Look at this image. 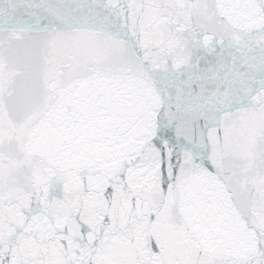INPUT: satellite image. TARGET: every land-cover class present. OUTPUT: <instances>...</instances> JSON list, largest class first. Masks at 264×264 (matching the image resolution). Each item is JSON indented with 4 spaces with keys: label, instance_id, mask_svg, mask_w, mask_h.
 Listing matches in <instances>:
<instances>
[{
    "label": "snow or ice",
    "instance_id": "snow-or-ice-1",
    "mask_svg": "<svg viewBox=\"0 0 264 264\" xmlns=\"http://www.w3.org/2000/svg\"><path fill=\"white\" fill-rule=\"evenodd\" d=\"M0 264H264V0H0Z\"/></svg>",
    "mask_w": 264,
    "mask_h": 264
}]
</instances>
